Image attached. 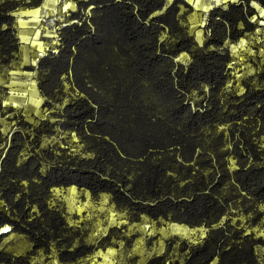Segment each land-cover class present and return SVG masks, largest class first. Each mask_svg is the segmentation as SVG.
<instances>
[{
  "label": "trees",
  "instance_id": "16d2710c",
  "mask_svg": "<svg viewBox=\"0 0 264 264\" xmlns=\"http://www.w3.org/2000/svg\"><path fill=\"white\" fill-rule=\"evenodd\" d=\"M43 1L0 0V72L20 62L14 12ZM72 1L56 51L22 66L45 115L30 121L5 105L0 84V117L12 121L0 127V228L10 227L0 264L39 254L40 264H88L123 238L110 226L87 241L53 196L67 187L107 196L130 223L204 229L195 242L167 238L145 264H264V59L252 45L255 72L233 78L229 67L259 22L251 0L208 9L201 42L186 0ZM11 233L29 249L1 246Z\"/></svg>",
  "mask_w": 264,
  "mask_h": 264
},
{
  "label": "rangeland",
  "instance_id": "374dc122",
  "mask_svg": "<svg viewBox=\"0 0 264 264\" xmlns=\"http://www.w3.org/2000/svg\"><path fill=\"white\" fill-rule=\"evenodd\" d=\"M189 21L195 38L197 37L196 39L200 41L197 21L194 17L189 18ZM250 38L248 47L243 46V41H241L242 44L239 43L234 47L236 49H234L235 64L233 65V71H240L241 75L238 77L233 75V78H240L257 70L258 66L255 65L256 56L249 49L253 45V35ZM186 58L185 54L178 57L182 61ZM15 68L21 69V63L18 62ZM11 74H13V77ZM14 75L10 70L0 72V84L7 86L10 92L5 99L9 102L6 105H12V102H16V108H21V114L30 121L44 116L45 113L40 108L42 98L39 92L35 91L30 75L22 77L23 83L17 82ZM11 125L12 121L7 119L6 116L0 117V127L3 133H6ZM53 196L55 200L65 205L68 222L79 224L87 231L86 240L89 242H96L110 226L121 227L119 235L123 238L113 239L111 248L95 253V256L99 258L111 257L114 264H145L147 258L164 250L167 238L178 236L190 242H195L202 237L204 232L203 228H189L178 223L155 224L147 218H143L138 223H130L122 213L113 209V206L108 203L107 196L101 195L98 200H92L86 191L75 187L56 188ZM256 232L264 235V226L257 229ZM1 246L9 251L21 253L29 249L30 242L26 236L12 233L3 238ZM259 252L264 257V248H260ZM174 254H176L175 250L171 252L172 256ZM43 258V255L39 254L34 258V261L40 264Z\"/></svg>",
  "mask_w": 264,
  "mask_h": 264
},
{
  "label": "crops",
  "instance_id": "0c3cea01",
  "mask_svg": "<svg viewBox=\"0 0 264 264\" xmlns=\"http://www.w3.org/2000/svg\"><path fill=\"white\" fill-rule=\"evenodd\" d=\"M186 1H188L194 8V11L190 14L189 18L192 19L194 17L195 21H197V25L199 26V31H200L199 33L200 41L199 40L198 41L201 42L203 38V30L201 26L205 22L206 12L212 6L220 3H225L228 0H186ZM230 1H236V0H230ZM56 2L57 0H44L43 3L38 7L21 8L14 12L18 37L20 41V63L22 66H24L25 64L28 65V64L36 63L37 60L36 48L41 46V40L36 39L41 31L39 18L43 13L47 12ZM72 2L73 1L70 0L68 3L70 9L75 8V5ZM251 4L256 9V13L253 15V19H256L258 21H264V0H251ZM10 71L15 74L14 75L15 80L20 83L24 82L22 77H25V75H30L31 81L33 83L32 85H34V89L38 93V89L36 87L35 75L33 71L24 70L22 68L21 69L14 68ZM12 75L13 74H11V76Z\"/></svg>",
  "mask_w": 264,
  "mask_h": 264
},
{
  "label": "built area",
  "instance_id": "2783aa9c",
  "mask_svg": "<svg viewBox=\"0 0 264 264\" xmlns=\"http://www.w3.org/2000/svg\"><path fill=\"white\" fill-rule=\"evenodd\" d=\"M70 0H57V2L45 13H43L39 18V23L41 26V31L37 36V40H41V46L36 48V58L41 57L47 53H52L56 51V41L58 39V28L65 20L66 16L69 14L70 7L68 5ZM74 5L75 3L72 2ZM253 45H257L258 51L264 59V21H259L253 32ZM236 48H233V51ZM251 53H255L253 47L249 48ZM235 64V59L229 63L231 69V75L238 77L241 75L240 71H233V65ZM10 93V92H9ZM9 102L4 100V104ZM13 107H17L16 102H12ZM10 230L8 225H4L0 228V232H7ZM97 253V252H96ZM43 264H55L53 261H46ZM88 264H114L112 258L109 256L101 257L92 255L88 259Z\"/></svg>",
  "mask_w": 264,
  "mask_h": 264
}]
</instances>
